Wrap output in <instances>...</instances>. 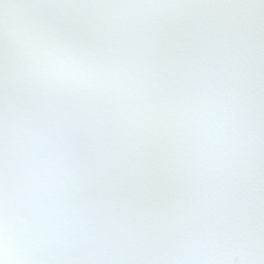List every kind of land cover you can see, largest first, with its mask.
Returning <instances> with one entry per match:
<instances>
[{"label":"snow or ice","instance_id":"6c2138e0","mask_svg":"<svg viewBox=\"0 0 264 264\" xmlns=\"http://www.w3.org/2000/svg\"><path fill=\"white\" fill-rule=\"evenodd\" d=\"M0 264H264V0H0Z\"/></svg>","mask_w":264,"mask_h":264}]
</instances>
